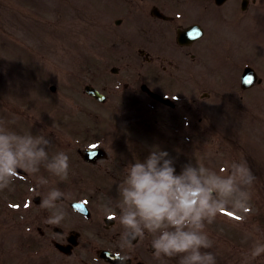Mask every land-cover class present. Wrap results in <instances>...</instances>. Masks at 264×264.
Segmentation results:
<instances>
[{
    "label": "rangeland",
    "instance_id": "obj_1",
    "mask_svg": "<svg viewBox=\"0 0 264 264\" xmlns=\"http://www.w3.org/2000/svg\"><path fill=\"white\" fill-rule=\"evenodd\" d=\"M123 1H128L129 9L124 12L120 9L119 12L118 3ZM149 1L0 0V121L12 131L20 132V126H24L26 132L19 134L32 132L36 135L45 132L52 141L49 148L65 151L69 161L75 163L78 160L75 155L76 146L80 140L76 134L80 127L74 130L72 127L79 120L83 121L82 126L93 123L91 127H94L96 123V126L104 128L97 134L95 145H99V135L108 137L114 134V126L119 119H147L148 102L137 92L141 80L135 78L143 70L141 59L133 57L129 64L130 73L126 72L121 77L110 76L109 70L112 66H123L122 54L132 55L131 48H137L135 44L129 45L130 49L127 50L123 44L121 49L115 46L118 38L127 41L128 34L143 37L146 19L142 13ZM256 1L255 5L249 6V12L243 19L229 28L231 37L217 36L214 42L230 46L233 57L225 64L230 71L218 63L221 62L223 51L218 55V62L212 61L218 63L215 75L210 73V65L201 66L200 78L206 77L201 81L204 82L203 87H212L214 80L217 83L221 78L231 75L230 82L233 83L221 87L227 94L218 90L207 96L200 95L196 98V106L201 110H183L189 125L185 123L182 128V154L180 157H175L174 152L171 155L173 166L177 169L189 163L207 171L211 166L214 167L212 171L224 178L227 177L225 169L229 163H239L243 158L257 178L231 196L221 198L213 193L227 204L212 223L205 224L213 247L226 246L215 239L219 236L214 230L216 226L240 224L244 218L238 215L245 218L259 214L264 216V0ZM220 15L224 21L213 19L209 23V28L216 32L221 26L224 27L223 22L231 24L228 19H224L223 13ZM117 18L122 19L120 26L114 25ZM244 66L252 67L262 78V83L248 92L239 89V76ZM127 82L130 84L125 91L123 87ZM86 84L104 88L108 96L106 104L99 105L85 97L83 87ZM51 86L55 88L54 92H50ZM152 113L155 115L154 109ZM155 113H159L161 118L173 115V112L158 108H155ZM123 136L121 134L120 137ZM54 138L62 146L57 148L53 143ZM134 139L138 140L136 136ZM139 139L142 142L149 140L150 136L144 134ZM106 140L104 138L100 146L104 144L112 147L113 144L106 143ZM150 141L153 142V139ZM151 147L159 149L158 145L151 144ZM137 150L146 151L140 147ZM236 151H240V155ZM203 160L207 161V166ZM45 163L47 161L40 164L43 166ZM13 181L11 177H6L8 192L14 191L9 184ZM92 189L89 188L87 193L94 194ZM106 193L105 200L109 202L115 199L117 192L113 188ZM3 199L6 200L5 196ZM234 215L236 218H233ZM237 228L241 231L242 227L237 225ZM252 229L256 234L264 235V230H259L258 224H253ZM234 230V226L229 229L232 233L240 234ZM256 240L263 242V239Z\"/></svg>",
    "mask_w": 264,
    "mask_h": 264
},
{
    "label": "clouds",
    "instance_id": "obj_2",
    "mask_svg": "<svg viewBox=\"0 0 264 264\" xmlns=\"http://www.w3.org/2000/svg\"><path fill=\"white\" fill-rule=\"evenodd\" d=\"M51 145V139L43 131L36 135L19 134L0 121V180L16 178L17 169L38 172V165L49 159L45 149ZM51 161L43 165L48 172L67 175L69 158L65 151H57ZM173 165L169 153L158 150L150 151L143 161L136 159L126 166L125 179L119 186L122 203L118 205L123 212L118 219L125 229L124 235L131 239L143 238L145 230L154 235L151 242L154 256L158 260L162 255L168 258L164 264L173 259L177 264H216L211 252L201 251L213 246L205 224L212 223L227 207L224 200L217 199L213 193L221 198L231 196L257 178L243 158L239 163H229L226 178L211 174L205 179L207 170L191 163L182 166L177 173ZM4 187L6 184H0V189ZM63 195L59 189H53L40 207H53L52 201ZM61 219L63 214L47 222L59 224ZM251 254H264V242H257Z\"/></svg>",
    "mask_w": 264,
    "mask_h": 264
},
{
    "label": "flooded vegetation",
    "instance_id": "obj_3",
    "mask_svg": "<svg viewBox=\"0 0 264 264\" xmlns=\"http://www.w3.org/2000/svg\"><path fill=\"white\" fill-rule=\"evenodd\" d=\"M152 7L150 5V9ZM166 15V21L159 20L165 26V30L158 32L161 41H158L157 31L154 32L153 28L148 33L145 58L153 68L167 64V67L174 70L180 67L188 70L191 64L200 59L199 41L182 45L177 42L176 34L198 21L194 16L177 19V15ZM156 20L151 17L152 22ZM41 202L40 197L36 204L33 201L32 211H20L19 264H158L146 254L149 252L147 240L137 237L133 245H129L125 231L116 230V221L108 229L105 228L108 231L91 230L85 236L83 230L88 228L87 221L94 216L92 208H88L86 214H73V201L66 195L52 201L51 208H41ZM62 214L63 219L59 224L47 222ZM252 249L231 248L221 258L225 257L226 264H264V254L253 256Z\"/></svg>",
    "mask_w": 264,
    "mask_h": 264
},
{
    "label": "water",
    "instance_id": "obj_4",
    "mask_svg": "<svg viewBox=\"0 0 264 264\" xmlns=\"http://www.w3.org/2000/svg\"><path fill=\"white\" fill-rule=\"evenodd\" d=\"M247 74H249V73H247ZM251 75H252V73H251ZM252 77H253V75H252ZM88 90L90 91V94H91V95H93V96H95V97L98 96V94L95 93V91H93L92 89L89 88Z\"/></svg>",
    "mask_w": 264,
    "mask_h": 264
}]
</instances>
